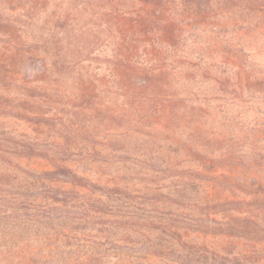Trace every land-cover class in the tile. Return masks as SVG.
Listing matches in <instances>:
<instances>
[{
  "label": "trees",
  "instance_id": "trees-1",
  "mask_svg": "<svg viewBox=\"0 0 264 264\" xmlns=\"http://www.w3.org/2000/svg\"><path fill=\"white\" fill-rule=\"evenodd\" d=\"M21 3L0 0V209L11 211L5 218L27 219L47 231L51 221H62L90 242L104 237L102 246L112 245L111 238L130 245L132 235L157 223L161 234L168 229L175 239L149 246L147 255L168 249L190 264L264 259V155L244 183L233 179L224 171L243 164L229 153L219 159L206 152L215 146L205 111L183 108L170 93L174 74L195 75L178 71L180 65L199 68L186 61L185 49L206 38L221 66H237L239 80L264 99V65L252 59L264 56V0H70L64 10L63 2L55 4L43 24L49 30L39 35L27 34L18 18L31 25L47 2L31 0L24 9ZM22 122L36 135L53 132V144L18 132L14 125ZM180 126L188 127L190 141L182 139ZM163 148L175 161L184 155L174 166H193L176 174L173 165L153 158ZM138 152L151 155L149 165L133 159ZM35 160L50 169H30ZM71 163L91 168L79 174ZM113 165L139 168L138 175L147 165L153 196L170 178L171 200L192 203L187 194L202 190L191 206L198 216L174 225L138 216L128 173L103 180Z\"/></svg>",
  "mask_w": 264,
  "mask_h": 264
},
{
  "label": "rangeland",
  "instance_id": "rangeland-1",
  "mask_svg": "<svg viewBox=\"0 0 264 264\" xmlns=\"http://www.w3.org/2000/svg\"><path fill=\"white\" fill-rule=\"evenodd\" d=\"M31 0H19L22 2L20 9L27 8V2ZM47 2L44 8L34 16V22L29 25V21L23 16L18 18V26H25L24 31L27 34L39 35L47 32L49 29L43 27V24L51 16V12L55 8V4L63 2L62 9L67 7L70 0H44ZM8 9V7H5ZM19 12L21 10H18ZM8 13L7 10H5ZM10 14V13H9ZM27 21V22H26ZM29 25V27H28ZM209 41L201 38L199 42L193 46L190 45L185 49L186 61L199 65V68H191L190 65H180L178 71L188 70L195 73L194 77L184 74L186 79H182L181 75L174 74L170 93L176 94L182 101V107L189 109L192 107H200L205 111L203 124L206 130L212 132L214 141L212 145L215 149L208 148L206 151L212 152L213 157H220L222 154L229 153L228 156L234 159L240 165L237 168L230 167L231 170L224 171L228 175H232L233 179L239 178L244 183V179L253 176L254 171H250L253 161L264 155V99L262 96L250 90L244 82L240 81L236 76L238 67L221 66V58L216 53L208 50ZM103 56V55H102ZM258 68L264 65V56L256 53L252 56ZM199 58L200 60H198ZM191 68V69H189ZM209 72V73H207ZM223 73V74H222ZM224 81V82H223ZM51 114V111H50ZM13 126V124H10ZM9 125V126H10ZM14 128L20 133H28L32 137H38L41 143L47 144L48 147L53 144V132L45 131L44 134H38L33 131L31 124L19 123ZM181 136L184 141H190V132L188 127L180 126ZM140 144L142 142L140 141ZM137 151L140 147L133 148ZM144 154V155H143ZM148 153L138 152L133 155V159L141 161L149 165ZM176 154H169L166 150H161L153 154V158L164 159L165 163L174 166V162L184 159L181 153L179 158L174 159ZM78 159L79 157H74ZM220 159V158H219ZM252 162V163H251ZM26 163V162H25ZM147 165H143V175L135 174L139 168H133L130 165H113L105 171L104 181L111 176H123L127 174V182L134 187L132 194L135 209H132L138 216H144L152 222L161 220L166 223L180 224L184 218H196L197 211L191 208L196 199L201 198L202 190L190 191L187 194L191 202H178L167 198L169 191L173 189L171 178L159 183L163 189L159 196H153L150 189L155 186L149 183L150 173H146ZM184 165V166H183ZM179 167L174 166L176 174L181 172L182 168H191L192 163L186 162ZM79 174H83L85 170L91 168L88 164L71 163ZM129 170H128V169ZM30 169L38 171L48 170L50 167L40 160L30 162ZM222 172V171H221ZM220 173V172H219ZM89 174V173H88ZM90 174H94L92 171ZM109 174V175H108ZM92 180H96L95 175L91 176ZM242 183V184H243ZM247 188V185H245ZM248 189V188H247ZM137 202V204H136ZM186 203V207H184ZM123 211V210H122ZM11 211L0 209V264H190L191 260L185 255L179 253H171L168 249L161 252V256H152L145 253V249L149 246L155 247L158 243L172 242L175 238L173 231L164 229L165 234H161V229H156L159 225L153 223L147 229L141 231L139 235L134 234L131 237L132 244L127 245L111 238L112 245L106 244L104 237L94 239L81 232L73 235L66 227H63L62 221L57 223L51 221V231L44 229L41 224L22 220H11L5 218ZM28 214L30 217L35 214L34 211L26 213L20 211L19 215ZM67 214L64 213V215ZM219 219V217H217ZM59 224V225H57ZM144 235V236H143ZM196 235H191L194 238ZM86 239V240H85ZM89 240V242H88ZM93 240V239H92ZM160 243V244H161ZM101 244V245H99ZM256 258V259H254ZM239 259V258H238ZM257 257L252 256L249 262L232 260L227 264H251ZM257 264H264V259H259Z\"/></svg>",
  "mask_w": 264,
  "mask_h": 264
}]
</instances>
